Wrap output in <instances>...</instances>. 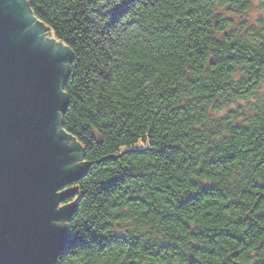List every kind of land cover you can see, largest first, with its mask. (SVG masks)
Segmentation results:
<instances>
[{
  "label": "trees",
  "instance_id": "1",
  "mask_svg": "<svg viewBox=\"0 0 264 264\" xmlns=\"http://www.w3.org/2000/svg\"><path fill=\"white\" fill-rule=\"evenodd\" d=\"M27 4L73 53L62 128L88 165L56 264H264V91L213 117L264 80L253 0Z\"/></svg>",
  "mask_w": 264,
  "mask_h": 264
},
{
  "label": "water",
  "instance_id": "2",
  "mask_svg": "<svg viewBox=\"0 0 264 264\" xmlns=\"http://www.w3.org/2000/svg\"><path fill=\"white\" fill-rule=\"evenodd\" d=\"M72 57L27 0H0V264H56L72 237L64 187L88 167L62 128Z\"/></svg>",
  "mask_w": 264,
  "mask_h": 264
},
{
  "label": "rangeland",
  "instance_id": "3",
  "mask_svg": "<svg viewBox=\"0 0 264 264\" xmlns=\"http://www.w3.org/2000/svg\"><path fill=\"white\" fill-rule=\"evenodd\" d=\"M247 14L250 20L254 21L257 18L263 16L264 19V4L258 2V0H253V4L247 10ZM236 23L241 22V18L243 15L234 14ZM264 91V80L259 84V87L253 94L245 97H241L236 99L233 103L228 105L227 107L221 108L219 111L213 112V117H222L224 116L229 110L235 109L236 107H243L245 109H249L251 104H253L257 97Z\"/></svg>",
  "mask_w": 264,
  "mask_h": 264
},
{
  "label": "snow or ice",
  "instance_id": "4",
  "mask_svg": "<svg viewBox=\"0 0 264 264\" xmlns=\"http://www.w3.org/2000/svg\"><path fill=\"white\" fill-rule=\"evenodd\" d=\"M56 203H58V201H56Z\"/></svg>",
  "mask_w": 264,
  "mask_h": 264
}]
</instances>
